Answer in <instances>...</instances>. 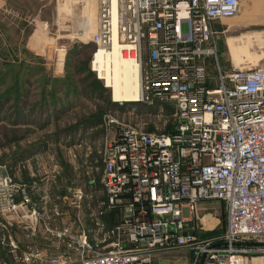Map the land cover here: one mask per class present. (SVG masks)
<instances>
[{
  "label": "built area",
  "instance_id": "2783aa9c",
  "mask_svg": "<svg viewBox=\"0 0 264 264\" xmlns=\"http://www.w3.org/2000/svg\"><path fill=\"white\" fill-rule=\"evenodd\" d=\"M97 1L93 56L109 50L115 25L120 57L138 68L133 101L158 105L171 126L148 131L105 114L97 126L105 136L89 167L101 169L103 195L90 213L94 235L82 231L76 238L68 227L46 223L65 243L53 253L32 243L20 248L2 236L0 264H152L157 254L193 247L204 202L222 203L225 228L198 240L197 258L264 264V65L226 70L217 50L224 30L216 24L238 12L239 0H115V9L113 0ZM12 186L17 195L9 193L8 208L27 206L35 215L24 184ZM84 189L72 187L74 200L91 196ZM109 210L119 217L110 227L96 213ZM36 224V216L26 224L27 237L38 235ZM99 246L106 250L91 254Z\"/></svg>",
  "mask_w": 264,
  "mask_h": 264
},
{
  "label": "rangeland",
  "instance_id": "374dc122",
  "mask_svg": "<svg viewBox=\"0 0 264 264\" xmlns=\"http://www.w3.org/2000/svg\"><path fill=\"white\" fill-rule=\"evenodd\" d=\"M97 3V0H0V237L13 239L20 248L32 243L47 247L51 253L64 250V241L52 237L46 223L68 227L76 238L82 231L89 238L94 235L96 229L90 213L103 198L101 169L89 168L92 161L88 158L93 154L96 158L95 151L105 131L92 127L89 116L104 107V97L115 105L106 109L103 116L110 113L119 122L143 125L148 131L166 132L172 123L169 113H157L158 105L154 108L139 101L115 102L111 89L106 88L101 95L93 88V80L103 87L104 82L91 70L92 59L109 87L112 80L110 55L93 56L96 48L90 39L97 27ZM251 21L243 23L240 10L222 24H216L219 31L224 30L218 36L217 50L219 64L226 70L263 65L264 26ZM238 38L242 44L254 41L257 46L252 45V56H241ZM228 43L239 60H232ZM211 63L216 67L215 60ZM114 133L112 129L107 134ZM68 168L72 169L70 179L60 172ZM25 174L40 183L33 190L44 191L40 205L35 204V215H31L27 206L8 208L12 197L9 193L15 189L12 185H21ZM91 180L94 183L90 185ZM78 186L91 196L80 202L74 200L72 187ZM96 213L108 227L119 220L113 210L102 215ZM35 216L38 235L30 238L25 226ZM224 228L222 203H201L194 223L193 247L177 248L169 254L171 257L157 264H198L194 249L198 240L221 234ZM3 249L0 247V255L4 257ZM104 250L99 246L91 254Z\"/></svg>",
  "mask_w": 264,
  "mask_h": 264
},
{
  "label": "bare ground",
  "instance_id": "6f19581e",
  "mask_svg": "<svg viewBox=\"0 0 264 264\" xmlns=\"http://www.w3.org/2000/svg\"><path fill=\"white\" fill-rule=\"evenodd\" d=\"M115 0H113V9H115ZM99 54L110 55L111 59V89L113 100L118 101H133L136 99L138 90V68L132 58H121L118 50V42L116 39L115 25L113 29L112 43L109 50L98 51ZM96 53V54H97ZM95 54V55H96ZM94 55V56H95ZM100 74V73H99Z\"/></svg>",
  "mask_w": 264,
  "mask_h": 264
},
{
  "label": "crops",
  "instance_id": "0c3cea01",
  "mask_svg": "<svg viewBox=\"0 0 264 264\" xmlns=\"http://www.w3.org/2000/svg\"><path fill=\"white\" fill-rule=\"evenodd\" d=\"M240 10H241V17H242L243 23L246 24V23H248L249 19H252V21H251L252 23H255L256 25L264 26V0H239L238 11H240ZM224 20L225 19L220 21L218 24H222ZM241 38H238V41H240L238 46L241 47V52H240L241 56L243 54H246L248 56H252L251 54H253V50H254V47L252 45H254V46H257V45L254 43V41H249L248 44L247 43L242 44ZM229 44L230 43H228V49H229V54H230L232 60H239L240 59L239 57L235 58V54L233 53V50L231 49V44L230 45ZM262 57H264V56H261V58ZM263 65H264V63H263ZM92 127H94V126H92ZM94 128H97V127H94ZM88 159H89V161H93L94 154L90 155ZM70 171H71L70 173H72V169H70ZM60 172H62V177L63 176L65 177V175H64L65 171H63L61 169ZM25 177H28L31 180V182L33 183V186L36 185V186L40 187V183L35 182L36 179L34 177L27 176L26 174L24 175L23 178H25ZM68 179H70V177ZM23 182H24V180L22 181V183ZM92 183H94L93 180H91V182L89 184L91 185ZM33 186L31 188V194L32 195L30 194V196L31 197H37L38 196L40 198L44 191H42V193L39 191H35V190H33ZM44 241L42 243H44ZM168 257H171V256H169V254H157L152 258V264H154V263L157 264L158 261L165 260ZM175 257H178V256H175ZM206 261H208V260H204L203 264H215L213 261H210L207 263H206Z\"/></svg>",
  "mask_w": 264,
  "mask_h": 264
},
{
  "label": "trees",
  "instance_id": "16d2710c",
  "mask_svg": "<svg viewBox=\"0 0 264 264\" xmlns=\"http://www.w3.org/2000/svg\"><path fill=\"white\" fill-rule=\"evenodd\" d=\"M92 86L94 89H97V91L99 92V94L102 95V93L104 91H107V89L105 87H103L98 80H93L92 81ZM104 101H105V105L104 107H99L97 109V111H95L94 113H91V115L89 116V120H90V125L97 127L101 122H102V118H103V114L105 113L106 109H108L109 107L115 105L114 103H112L109 98L104 97ZM116 102V101H115ZM70 168L66 169V171L64 172L65 178H69L71 173H70ZM28 180V181H27ZM25 188L27 189L29 195L31 194V188L33 186V183L31 182V180L28 177L24 178V182H23ZM32 195V194H31ZM19 199L18 196H15V200ZM32 201L34 204L40 205L39 202V197H31Z\"/></svg>",
  "mask_w": 264,
  "mask_h": 264
},
{
  "label": "water",
  "instance_id": "95a60500",
  "mask_svg": "<svg viewBox=\"0 0 264 264\" xmlns=\"http://www.w3.org/2000/svg\"><path fill=\"white\" fill-rule=\"evenodd\" d=\"M203 263H204V254L200 256L198 264H203Z\"/></svg>",
  "mask_w": 264,
  "mask_h": 264
}]
</instances>
